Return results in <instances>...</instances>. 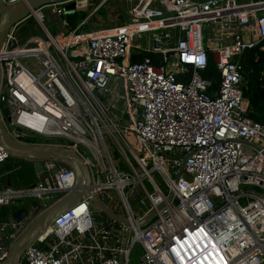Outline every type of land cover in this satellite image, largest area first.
<instances>
[{"label":"built area","instance_id":"obj_1","mask_svg":"<svg viewBox=\"0 0 264 264\" xmlns=\"http://www.w3.org/2000/svg\"><path fill=\"white\" fill-rule=\"evenodd\" d=\"M107 1L34 9L24 22L42 34L21 43L18 23L0 51L7 131L73 150L90 174L86 196L21 264H130L135 244L140 264H264V122L246 116L239 61L246 50L264 52V0H125L127 20L101 28L94 19ZM47 12L64 32H50ZM73 14L86 17L73 26ZM210 54L215 83L202 76ZM22 58L35 59L39 72ZM10 158L0 145V166ZM35 162L34 185L0 191V207L34 202L22 223H0V264L39 213L77 189L68 163ZM97 197L124 221L93 208Z\"/></svg>","mask_w":264,"mask_h":264},{"label":"water","instance_id":"obj_2","mask_svg":"<svg viewBox=\"0 0 264 264\" xmlns=\"http://www.w3.org/2000/svg\"><path fill=\"white\" fill-rule=\"evenodd\" d=\"M63 0H27L26 2H20L16 5L7 6L0 3V51L3 42L9 33L10 29L18 24L24 22L30 12L34 9L44 7L46 5L56 4ZM75 5L68 6L69 14L74 12ZM86 14L82 15L84 19ZM47 23L57 20L56 16H52L49 12L46 13ZM163 42L165 39L162 40ZM155 47H159V44H155ZM2 70L0 65V87H1ZM2 114L4 118L9 121V110L6 104L2 105ZM0 145L14 158H19L29 161H42V160H60L71 165L77 173L78 182L77 189L72 191L68 196L64 197L57 203L50 206L45 211L39 213L31 223L24 229L18 239L12 244L9 249L7 258L1 264H21L22 256L26 249L35 241V239L43 233L63 212L70 209L74 204L78 203L87 194V187L90 185V174L88 167L85 165L82 158L76 154L73 150L67 149L61 146L44 145V144H29L14 139L7 131L1 113H0ZM186 159L183 161L177 180L181 177ZM173 194L169 196V200H172ZM108 199L101 200L97 197L94 200L93 208H99L103 210L108 216L123 222L120 217L109 210L106 207ZM164 204L158 206V210L162 209ZM156 210H153L144 220L140 222V225L147 223L154 215ZM28 215L26 208H14L10 214H8V220L11 223H22Z\"/></svg>","mask_w":264,"mask_h":264},{"label":"trees","instance_id":"obj_3","mask_svg":"<svg viewBox=\"0 0 264 264\" xmlns=\"http://www.w3.org/2000/svg\"><path fill=\"white\" fill-rule=\"evenodd\" d=\"M82 15L80 14H73L69 16V19L71 23L74 25L77 24L79 20H81ZM28 23L31 24V21L24 22L23 24ZM19 26V29L21 26ZM146 54H142L140 56H134L133 61H140L142 60ZM239 61L242 62L244 67V82L242 85V90L244 93V97L249 102V107L246 116L250 118L251 120L259 123L264 122V52L261 51L259 48H254L252 50H246L239 58ZM202 76L204 79L208 81H216L218 80V74L216 72V67L214 63L212 62V57L210 54L209 59V67L206 71L202 73ZM215 83V82H214ZM24 141L29 143H42L45 142L44 140L27 136L23 138ZM30 165L29 173L30 176H27V178L24 180L25 187H29L34 185L35 179H34V168L33 165L26 160L19 159V158H10L9 162L5 165L0 166V169H6L5 171H13L15 168H18L19 166H28ZM10 186L16 187L15 184L10 182ZM6 184L4 183L2 188H5ZM24 187V188H25ZM34 202L31 200L25 201L23 203V207L28 208L30 205H32ZM21 206V204H18L16 207ZM15 207V206H14ZM14 207H0V223L8 222V214L12 212Z\"/></svg>","mask_w":264,"mask_h":264},{"label":"rangeland","instance_id":"obj_4","mask_svg":"<svg viewBox=\"0 0 264 264\" xmlns=\"http://www.w3.org/2000/svg\"><path fill=\"white\" fill-rule=\"evenodd\" d=\"M123 1L124 0H108L103 6V8L100 10L98 17L94 19L95 24H97V22L100 21L99 24L105 27H112L114 25L121 23L118 22V18H117L118 15H120L119 12H116L115 10V12L110 13V10L115 9L116 7H121L124 3ZM121 15L124 19L123 22H125L127 18L124 9ZM48 28L53 35H56L61 30L62 32L65 31L60 27V24L56 23V20L54 22L48 23ZM162 32L163 31H159L156 32V34H161ZM39 34H42L40 27L37 26L34 22H31L30 25L28 23L23 24V26H21L20 29L18 30L17 36L20 42L23 43L27 41L28 38ZM146 35L145 34L141 35L139 39V42L142 43L143 45H144V38L146 37ZM21 62L33 74H37L40 70L36 60L33 58H27V59L22 58ZM9 130L14 131V127L9 126ZM29 168L30 165L24 167L19 166L18 168H15L13 171H10V173H8V171H5L6 169L5 170L0 169V190L2 189L4 183L6 184V187H11L10 186L11 181L13 184L16 185V187L14 188H21L25 184L24 180L27 178L26 174L30 176L28 170ZM142 255H143V249L141 245L135 244L131 251L130 264H140Z\"/></svg>","mask_w":264,"mask_h":264},{"label":"crops","instance_id":"obj_5","mask_svg":"<svg viewBox=\"0 0 264 264\" xmlns=\"http://www.w3.org/2000/svg\"><path fill=\"white\" fill-rule=\"evenodd\" d=\"M123 2H124V3H123V5H122L121 7H116L115 9H112V10H111V12H115V10H116V12H119L120 15H118L117 18H118V22H121V23H122L123 20H124L123 17H122V15H121V13L123 12V9H124L125 0H124ZM124 11H125V9H124ZM111 12H110V13H111ZM119 24H120V23H119ZM99 27H101V28H106V27L103 26V25H101V26H99ZM26 161H29V160H26ZM8 162H9V161H8ZM8 162H7V163H8ZM29 162L33 165L34 172H35V174H36V164H35L36 162H35V161H34V162H33V161H29ZM7 163H5V164H7ZM5 164H3V165H5ZM3 165H1V166L3 167ZM8 173H10V172H8ZM35 174H34V179H35V182H36ZM34 184H35V183H34ZM24 187H25V186H22L21 188H24ZM5 188H7V187H5ZM11 188H14V187L11 186ZM2 189H3V188H2ZM2 189H1V190H2ZM15 189H20V188H15ZM1 190H0V191H1ZM19 207H20V206H19Z\"/></svg>","mask_w":264,"mask_h":264}]
</instances>
